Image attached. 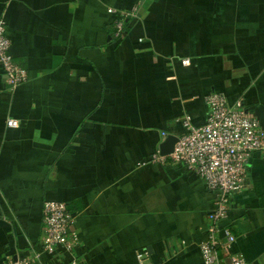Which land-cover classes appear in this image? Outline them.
I'll return each mask as SVG.
<instances>
[{
    "label": "crops",
    "instance_id": "crops-1",
    "mask_svg": "<svg viewBox=\"0 0 264 264\" xmlns=\"http://www.w3.org/2000/svg\"><path fill=\"white\" fill-rule=\"evenodd\" d=\"M108 7L138 10L123 47ZM1 20L29 80L0 66V264H203L215 193L151 157L181 118L206 122L213 91L264 123V0H0ZM48 200L79 207L73 253L42 248ZM221 227L264 264V150Z\"/></svg>",
    "mask_w": 264,
    "mask_h": 264
},
{
    "label": "built area",
    "instance_id": "built-area-1",
    "mask_svg": "<svg viewBox=\"0 0 264 264\" xmlns=\"http://www.w3.org/2000/svg\"><path fill=\"white\" fill-rule=\"evenodd\" d=\"M108 12L117 14L115 29L116 36H119L125 20L135 17L138 10L136 7L128 10L108 7ZM6 28V22L1 20L0 66L7 84L14 89L29 80V72L15 60ZM206 103L209 108L206 122L195 125L189 115L178 120L183 132L177 135L179 139L173 152L162 155L158 149L151 160L158 163L170 160L184 165L215 193V205L206 230L207 237L200 244L203 264H223L220 252L228 255L225 264H247L242 255L230 253L236 239L228 228L221 227V222L228 217L231 196L245 186L247 166L252 154L264 150V123L247 111L241 100L231 104L223 93L210 92L206 96ZM8 123L17 126L15 120H9ZM42 218L43 250L52 253L61 247L66 252L73 253L79 246L81 237L74 227V213L68 210L67 204L55 200L44 202ZM221 234L224 235V241ZM136 257L139 264H153L146 263L148 253L145 251L138 252ZM32 263L29 258H23L10 260L7 264Z\"/></svg>",
    "mask_w": 264,
    "mask_h": 264
},
{
    "label": "trees",
    "instance_id": "trees-1",
    "mask_svg": "<svg viewBox=\"0 0 264 264\" xmlns=\"http://www.w3.org/2000/svg\"><path fill=\"white\" fill-rule=\"evenodd\" d=\"M113 15V14H112ZM114 18H113V21L110 22V31H111V39H112V42H115V43H112L114 44L115 46L117 47H123L124 46V42L128 39L129 37V34H130V21H131V18H129L128 20H125L124 22V28L122 30V32L120 33L119 36H116V29H115V20H116V16L113 15ZM114 27V28H113ZM115 31V32H114ZM79 207H72V206H69L68 207V210H70L71 212L72 211H75V210H78Z\"/></svg>",
    "mask_w": 264,
    "mask_h": 264
},
{
    "label": "water",
    "instance_id": "water-1",
    "mask_svg": "<svg viewBox=\"0 0 264 264\" xmlns=\"http://www.w3.org/2000/svg\"><path fill=\"white\" fill-rule=\"evenodd\" d=\"M179 137L176 134H169L160 144V153L162 155H168L173 152L175 144L177 143Z\"/></svg>",
    "mask_w": 264,
    "mask_h": 264
}]
</instances>
